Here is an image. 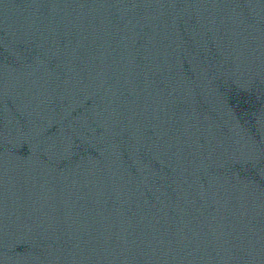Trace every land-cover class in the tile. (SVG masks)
<instances>
[{
    "label": "water",
    "instance_id": "water-1",
    "mask_svg": "<svg viewBox=\"0 0 264 264\" xmlns=\"http://www.w3.org/2000/svg\"><path fill=\"white\" fill-rule=\"evenodd\" d=\"M0 264H264V0H0Z\"/></svg>",
    "mask_w": 264,
    "mask_h": 264
}]
</instances>
